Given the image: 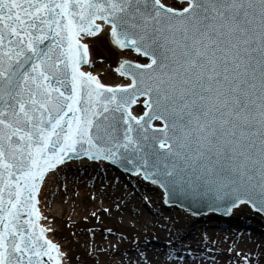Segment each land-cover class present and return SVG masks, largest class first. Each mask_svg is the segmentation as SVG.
I'll return each instance as SVG.
<instances>
[{"label":"snow or ice","instance_id":"1","mask_svg":"<svg viewBox=\"0 0 264 264\" xmlns=\"http://www.w3.org/2000/svg\"><path fill=\"white\" fill-rule=\"evenodd\" d=\"M113 169L192 217L264 213V0H0V264H72L51 203L82 172L107 197ZM123 239L90 252L159 264ZM217 243L177 234L161 255L220 264ZM228 254L264 264V243Z\"/></svg>","mask_w":264,"mask_h":264},{"label":"bare ground","instance_id":"2","mask_svg":"<svg viewBox=\"0 0 264 264\" xmlns=\"http://www.w3.org/2000/svg\"><path fill=\"white\" fill-rule=\"evenodd\" d=\"M112 172V171H111ZM111 175V174H110ZM92 176H84L83 179H75L73 183H70L67 188V194L63 193L61 198H57L52 202V211L49 213V221H52L55 217V227L58 230L59 226L62 225L63 220H67V223L71 222L73 219H79V222H84V215L88 217V221L92 224V228L95 227L94 221L97 219L91 216V212L96 210L97 207H110L112 209L111 215L98 212L97 215L100 216L101 225H107L109 223L113 224L116 227L117 238L123 236L122 245H132L134 242H140L142 235H144L145 227L148 224H152L156 219L154 215L141 212L134 205L133 201L127 203V208H124L122 211L117 210L116 201L120 197L126 198L127 188L123 190L122 187H110L107 190V197L100 195L104 189L99 185L97 181H93V184L89 187H85V182L87 179ZM136 184V180L134 181ZM142 184V183H141ZM149 192L156 196L152 191ZM67 196V197H66ZM96 196V200H92L91 197ZM123 197V198H124ZM124 198V199H125ZM157 200V199H155ZM136 202V200L134 201ZM66 215L63 217V214ZM119 215V216H118ZM187 221H183L180 227H186ZM90 224L85 225L83 229H78L74 237L76 239L75 244L80 248L82 259L77 262V264H105L107 257L103 253H94L90 252V246H99L101 248H106L108 246L103 243L105 236L108 239V236L101 232H95L94 238L90 239L92 233L89 232ZM209 236L217 240V247L224 244L226 249L231 245L234 240L240 242V247L242 248H253L256 244L264 243V237H260L259 234L246 233L244 235L242 229L233 230V231H220V230H206ZM201 222L198 223L197 234L194 237H188V244L197 245L198 239L201 237L202 233ZM180 230L168 231L163 233L166 235V239H175V236L179 235ZM56 238L62 244L64 248L67 249L69 244L64 242L63 239H60V235L56 231ZM107 239H105L107 241ZM110 241L115 242L114 239ZM225 250L226 252H228ZM149 255H151L154 261H158L159 264H164V261L167 259L166 255H159L158 248L155 246L154 249H147ZM168 252H163L167 254ZM220 264H227L228 259L217 258Z\"/></svg>","mask_w":264,"mask_h":264},{"label":"rangeland","instance_id":"3","mask_svg":"<svg viewBox=\"0 0 264 264\" xmlns=\"http://www.w3.org/2000/svg\"><path fill=\"white\" fill-rule=\"evenodd\" d=\"M62 192L65 193L66 195H68L67 192L65 190H63V189H62ZM134 203L139 204L141 206L139 208L142 210V212L144 211V213L152 214V215H154V218L157 217V215L159 214V208L160 207H159V205H156L155 202L152 199H151V201H144L143 199H142V201H140L139 199H137L136 202H134ZM51 210H52V206H51ZM65 215H66V213L63 214V217ZM165 216H166V219H168L167 216H169V215L167 214ZM83 217H85V215ZM161 218H163V217H161ZM79 219L80 218H77L78 221H79ZM155 220H153V221L155 222ZM178 220H180V219H178ZM158 222H164V220H161V221H158ZM94 224H96L95 221H94ZM90 226H92V225H90ZM107 226L113 227L114 229H116V227L113 224H111V223L107 224ZM72 228L73 227H69L68 226L67 220L65 221V219H64L62 225L59 226V229H60L59 232L63 235V236H61V239H63L64 242H67L69 244L67 249L70 250L71 255L74 257L73 261L75 262V264H77L79 256L77 257L76 253L79 252L81 254V252H80V249L77 252L76 248H74V247H77V248H79V247H78L77 244H75L76 239L73 238V236H72L73 235L72 234L73 233L72 230H74ZM154 229H157L158 231H160L159 229H161V224L157 225ZM102 231H104V230H102ZM158 233L159 232H154V233L148 232V236L150 237V234H152V236H155ZM142 236L144 238L146 235H142ZM156 236L158 238H161L159 235H156ZM113 239H115V238H113ZM164 239H166V235L164 236ZM114 241L116 242V239Z\"/></svg>","mask_w":264,"mask_h":264},{"label":"water","instance_id":"4","mask_svg":"<svg viewBox=\"0 0 264 264\" xmlns=\"http://www.w3.org/2000/svg\"><path fill=\"white\" fill-rule=\"evenodd\" d=\"M95 51L104 56V58H105V65H104V67L105 68L108 67V64H111V65L113 64V61L115 59V55L114 54L108 53L105 49H102L99 46H97V48L95 49ZM109 79L111 80L109 83L115 82V80H116L115 74H112L111 77H109ZM89 173H91V170H89ZM84 176H91V175L90 174L84 175V173L82 172L81 173V176L78 179H83ZM93 181H95V180L92 177L89 178V179H87V182H85V187H89L90 185H92L93 184ZM202 224H203V222H201V228H202V231H204L203 230V227H202ZM187 226H189V223L186 224V227ZM186 227H184V228H186ZM197 229H198V223L195 226H193L190 230H189V227H187L186 230L183 231V234H185L189 230V232H188V234L186 236L187 237H194V235L197 234ZM208 230H210V229H208ZM233 230H238V229H233ZM233 230H230L229 229V231H233ZM242 230H243L244 235L246 233H249L247 231V229H245V230L242 229ZM179 236H182V235H180V233H179ZM262 236L263 235H260L261 238H262ZM144 238H147L146 240L149 241V240H152L153 238H158V237L156 235L155 236H152V234H150V237L148 235H146ZM175 238H176V236H175ZM141 240H140V242H134L132 245H127V246L133 247L135 245V243H141ZM164 240H165L166 243L169 244V240L170 239H164ZM142 243H141V246L144 245ZM157 244L159 245L157 248H158L159 255L161 257H162L161 254H163V252H169V251H171L170 246H163V244H160V243H157ZM154 248H155V246L152 245V244H150L149 246L148 245L146 246V250L147 249H154Z\"/></svg>","mask_w":264,"mask_h":264}]
</instances>
